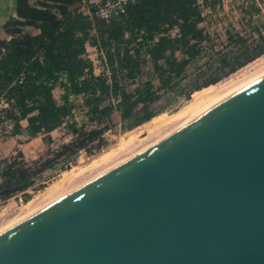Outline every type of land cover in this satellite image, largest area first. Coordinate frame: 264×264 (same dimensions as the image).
I'll list each match as a JSON object with an SVG mask.
<instances>
[{"label":"water","instance_id":"95a60500","mask_svg":"<svg viewBox=\"0 0 264 264\" xmlns=\"http://www.w3.org/2000/svg\"><path fill=\"white\" fill-rule=\"evenodd\" d=\"M12 222L0 264H264V70Z\"/></svg>","mask_w":264,"mask_h":264},{"label":"trees","instance_id":"16d2710c","mask_svg":"<svg viewBox=\"0 0 264 264\" xmlns=\"http://www.w3.org/2000/svg\"><path fill=\"white\" fill-rule=\"evenodd\" d=\"M221 7L222 0H135L124 14L105 22L84 14L80 0H16L14 16L0 25V98L9 101L0 124H11V135L30 139L60 127L74 137L51 159L30 165L14 159L0 166V199L25 191L57 162L70 163L80 150L102 143L113 114L128 128L138 126L156 114L153 105L164 94L176 89L188 97L264 54L257 27V39L250 36V41L227 31L229 49L217 54L213 73L199 72L181 84L211 42L202 25L205 11ZM253 11L244 12L250 18L260 13ZM88 44L102 52L108 76L94 73ZM148 63L157 86L152 80L131 91L121 85V80L135 84ZM77 109L87 118L80 126Z\"/></svg>","mask_w":264,"mask_h":264},{"label":"rangeland","instance_id":"374dc122","mask_svg":"<svg viewBox=\"0 0 264 264\" xmlns=\"http://www.w3.org/2000/svg\"><path fill=\"white\" fill-rule=\"evenodd\" d=\"M244 1L245 0H231V2L225 3L224 7L222 3L221 9L217 8L215 11L208 9L205 11H208L207 19L202 25L206 29L211 42L205 44L208 49L203 52V57L188 69V77L182 81L181 84L190 81L194 75L199 72H204L206 75L213 73L216 67L214 61L217 58V54L219 52H226L229 49L227 31L231 32L232 35H240L245 39H248L250 36L253 39H257L256 32L254 31V28L257 27L264 36L263 2V5L261 4L263 12L254 14L250 18L249 14L244 11L254 12L253 10L257 9V7L254 3L249 2V4H245ZM248 41L250 40L248 39ZM210 45H213V47L210 48ZM87 54L91 59H94L96 63V75L108 76L109 69L104 62V56L98 55L96 47L88 44ZM260 70H264V54L236 71L224 75L215 84L192 92L188 97L180 95L176 89L175 91L168 92L163 95L159 102L153 105L156 114L150 120L132 128H128L117 114H113L110 129L104 133L102 143L88 145L83 150H80L75 160L70 163L63 165L62 162H57L52 169L43 172L41 177L36 180L35 184L25 191L12 193L9 197L0 199V228L6 227L12 221L15 222V220L20 218V215L17 218L15 216L24 209H31L29 206L30 203L37 206L41 204L45 205L52 201V199L54 200L56 197L58 198L82 184L86 179L91 178L93 174L99 171L97 168H100V162L103 164H101V167L105 166L108 162H104L105 157L111 154L112 156L114 154L113 157H117L119 153L120 155H125L129 153V150L130 152H134L137 149L136 146L143 145L149 142L150 139H154V135L160 134L164 129L170 128L169 125L172 127L173 124L175 125L178 121L187 119L190 114L189 117H191L198 112L197 108L201 110L203 106H206L204 103H206L207 98L199 99L200 97L213 93L214 91H220L221 89H226L227 91L232 85H237L241 79V82H243V80H247V77L254 76L255 73H258ZM146 80H152L155 86L158 85L156 75L150 63L143 64L142 74L138 77L135 84L130 83V81L121 80V85L128 91H131L138 84ZM60 94L61 91L59 89L54 91L56 99L60 98ZM77 102L80 104L82 102L81 98H78ZM199 104H202L201 107ZM193 110L196 111L193 113ZM74 119L78 122V126L87 121L84 111L80 109L74 111ZM154 129H157L155 130V134L153 132ZM73 137L74 136L66 128L60 127L52 137H44L35 158H22L19 157L20 154L17 153L13 158L4 161L3 164L6 165L7 163H11L14 159L28 165L33 161L51 159L54 156L52 153L58 151L63 144L69 143ZM48 138H50L49 142L47 141ZM20 199H22V206L20 205Z\"/></svg>","mask_w":264,"mask_h":264},{"label":"crops","instance_id":"0c3cea01","mask_svg":"<svg viewBox=\"0 0 264 264\" xmlns=\"http://www.w3.org/2000/svg\"><path fill=\"white\" fill-rule=\"evenodd\" d=\"M15 1L16 0H0V25L4 23L7 18L14 16ZM229 2H231V0H222L223 7L225 3ZM244 2L245 4H249V2L254 3L257 9H260V13L263 12L261 4L262 2L264 4V0H245ZM5 37L8 38L7 36ZM25 124L26 123L23 122L24 126ZM11 127V124L6 122L0 124V166L3 165L4 161L13 158L17 153H19L22 158H35L40 149V144L45 137V135H38L37 137L30 139L23 135L13 136L10 134ZM55 132L56 130L51 132L49 136L52 137Z\"/></svg>","mask_w":264,"mask_h":264},{"label":"built area","instance_id":"2783aa9c","mask_svg":"<svg viewBox=\"0 0 264 264\" xmlns=\"http://www.w3.org/2000/svg\"><path fill=\"white\" fill-rule=\"evenodd\" d=\"M134 1L135 0H80V6H81V10L83 11L84 14H86L88 16L94 15L95 17H97L100 20H103L105 22H109L112 19H115L116 17L124 14L126 11L127 5L129 3L134 2ZM96 51L98 52V55H101V56L103 55L102 52H99L97 50V48H96ZM91 60L93 61L94 72H95L96 63H95L94 59H91ZM8 108H9V101L5 97H1L0 98V116L3 115L5 110ZM165 130L166 129H164L163 131H165ZM19 201L21 203L20 205L22 206V199H20ZM26 205H28V204H26ZM27 211H28V209H24L15 217L17 218L19 215L22 216Z\"/></svg>","mask_w":264,"mask_h":264},{"label":"bare ground","instance_id":"6f19581e","mask_svg":"<svg viewBox=\"0 0 264 264\" xmlns=\"http://www.w3.org/2000/svg\"><path fill=\"white\" fill-rule=\"evenodd\" d=\"M258 66H259V65H258ZM261 71H262V70H260L259 72H261ZM259 72H258V73H259ZM256 74H257V73H255V75H256ZM253 75H254V74H253ZM250 77H251V76H250ZM250 77H249V78H250ZM245 78H246V77H245ZM245 78H244V79H245ZM247 79H248V77H247ZM241 81H242V79H241ZM241 81H239V82L237 83V85L240 84ZM243 81H245V80H243ZM234 86H236V85H234ZM234 86L232 85V87H234ZM232 87H230V88H232ZM227 88H228V87H227ZM230 88H229V89H230ZM225 91H226V89H221L220 91H214L213 93H210V94H208V95H205V96H203V97H200L199 99L207 98L206 103H204V105H207V104H209L212 100H214L215 98H217L219 95H221L222 93H224ZM199 99H198V100H199ZM195 103H196V102H195ZM197 103H198V102H197ZM202 104H203V103H202ZM202 104H201V105H202ZM201 105L199 104L200 107H201ZM203 107H205V106H203ZM188 111H189V110H188ZM194 111H196V110H193V113H194ZM197 111H199V108H197ZM184 113H185V112H184ZM184 113H183V114H184ZM186 113H187V112H186ZM193 113H192V114H193ZM190 115H191V114H190ZM190 115H189V116H190ZM179 116H180V115H179ZM179 116H178V117H179ZM189 116H188V117H189ZM186 117H187V116H186ZM188 117H187V119H188ZM189 118H190V117H189ZM180 119H181V118H180ZM185 120H186V119H184V120H182V121H178L175 125L172 123V124H173L172 127L169 125L170 128H167L165 131H163V132L160 133V134L158 133L159 135H158V134H157V135L160 136L161 134H163V133H165L166 131H168V130L174 128L175 126L179 125L180 123H182V122L185 121ZM173 121H174V120H173ZM173 121H172V122H173ZM176 121H177V120H176ZM168 124H170V123H168ZM165 126H167V125H165ZM162 127H163V126H162ZM159 129H160V127H159ZM159 129H158V130H159ZM155 130H157V129H154V131H153L154 134H155V132H156ZM160 132H161V131H160ZM157 135H154V136L156 137ZM158 136H157V137H158ZM152 137H153V136H152ZM132 139H133V138H132ZM137 140H138V139H137ZM150 140H151V139H150ZM152 140H153V139H152ZM135 141H136V140H135ZM139 142H140V141H139ZM139 142H138V143H139ZM144 142H145V141H144ZM135 144H136V143H135ZM145 144H146V143H145ZM145 144H143V145H145ZM143 145L136 146V148L138 149V148H140V147L143 146ZM133 147H135V146H133ZM134 149H135V148H134ZM137 149H136V150H137ZM119 150H121V149H119ZM127 150H128V149H127ZM123 151H124V150H123ZM120 152H121V151H120ZM128 152H129V153H127V154H125V155H123V154L120 155V153H119L120 156L118 155V156H119V157L117 156L118 158H117V157H113L114 154H113V156H112V154H111V155H109L108 157H105L104 162H105V161H108V162H107L108 164L106 163L105 166L101 167L103 164H102V162H100V163H99L100 168H97L99 171H97L96 174H93L92 177L98 175L99 173H101L103 170H105L106 168H108L109 166H111L112 164H114L115 162H117L118 160H120V159H122L123 157H125L126 155L132 153V152H130V150H129ZM122 153H123V152H122ZM116 154H117V153H116ZM101 164H102V165H101ZM83 174H84V173H83ZM86 174H87V173H86ZM90 177H91V176H90ZM92 177H91V178H92ZM91 178H89V179H91ZM89 179H86V181L89 180ZM70 181H71V180H70ZM68 183H69V182H68ZM74 186H75V185H74ZM64 188H65V187H64ZM54 192H55V191H54ZM55 193H56V192H55ZM62 193H63V192H62ZM64 193H65V192H64ZM53 197H55V196H53ZM56 198H57V197H56ZM56 198H55V199H56ZM52 200H53V199H52ZM29 206H30L31 209H28L27 213L32 212L33 210H36V209H38L39 207H41V206H43V205L41 204V205L37 206V205H33V204L30 203Z\"/></svg>","mask_w":264,"mask_h":264}]
</instances>
